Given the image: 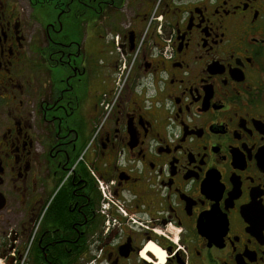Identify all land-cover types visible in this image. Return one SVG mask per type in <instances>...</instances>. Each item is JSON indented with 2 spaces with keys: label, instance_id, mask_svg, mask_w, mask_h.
Masks as SVG:
<instances>
[{
  "label": "flooded vegetation",
  "instance_id": "af4514ba",
  "mask_svg": "<svg viewBox=\"0 0 264 264\" xmlns=\"http://www.w3.org/2000/svg\"><path fill=\"white\" fill-rule=\"evenodd\" d=\"M0 264H264V0H0Z\"/></svg>",
  "mask_w": 264,
  "mask_h": 264
},
{
  "label": "bare ground",
  "instance_id": "6f19581e",
  "mask_svg": "<svg viewBox=\"0 0 264 264\" xmlns=\"http://www.w3.org/2000/svg\"><path fill=\"white\" fill-rule=\"evenodd\" d=\"M153 251L158 254V256H159L160 259L163 258V254L160 251H156L155 249H153Z\"/></svg>",
  "mask_w": 264,
  "mask_h": 264
}]
</instances>
